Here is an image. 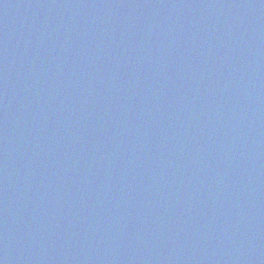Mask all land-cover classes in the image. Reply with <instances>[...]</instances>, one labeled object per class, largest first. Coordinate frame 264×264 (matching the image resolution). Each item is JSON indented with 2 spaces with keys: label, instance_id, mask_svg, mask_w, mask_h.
Segmentation results:
<instances>
[{
  "label": "water",
  "instance_id": "water-1",
  "mask_svg": "<svg viewBox=\"0 0 264 264\" xmlns=\"http://www.w3.org/2000/svg\"><path fill=\"white\" fill-rule=\"evenodd\" d=\"M0 264H264V0H0Z\"/></svg>",
  "mask_w": 264,
  "mask_h": 264
}]
</instances>
